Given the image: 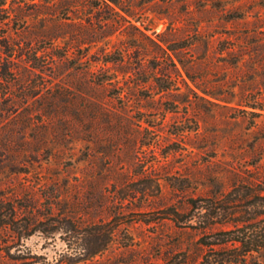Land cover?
<instances>
[{"label": "rangeland", "instance_id": "374dc122", "mask_svg": "<svg viewBox=\"0 0 264 264\" xmlns=\"http://www.w3.org/2000/svg\"><path fill=\"white\" fill-rule=\"evenodd\" d=\"M242 232L264 0H0V264H264Z\"/></svg>", "mask_w": 264, "mask_h": 264}, {"label": "trees", "instance_id": "16d2710c", "mask_svg": "<svg viewBox=\"0 0 264 264\" xmlns=\"http://www.w3.org/2000/svg\"><path fill=\"white\" fill-rule=\"evenodd\" d=\"M257 237H255V239L251 236L248 235V233L246 232H242L240 236H236V237H229L228 239H223L219 244H227V243H239L240 246L237 247L238 250L242 251V253L240 254V256L237 255V259L242 261V258H244L247 254H250L252 252H257L258 250L264 248V244L263 245H259V243L257 242L258 239H256ZM264 238V237H262ZM213 246V245H211ZM210 251H213V249H210ZM211 253V252H210ZM213 256V255H212ZM215 259H210V257L208 255H205L203 261L201 264H214Z\"/></svg>", "mask_w": 264, "mask_h": 264}]
</instances>
